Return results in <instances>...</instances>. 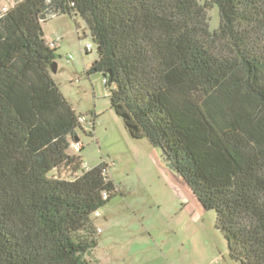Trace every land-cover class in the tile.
I'll list each match as a JSON object with an SVG mask.
<instances>
[{
	"label": "trees",
	"instance_id": "16d2710c",
	"mask_svg": "<svg viewBox=\"0 0 264 264\" xmlns=\"http://www.w3.org/2000/svg\"><path fill=\"white\" fill-rule=\"evenodd\" d=\"M60 13L84 20L98 54L88 73L107 78L129 134L160 148L215 211L232 260L264 264V0H18L1 11L0 264H90L95 213L117 194L104 162L81 171L70 152L84 115L52 76L58 46L42 28Z\"/></svg>",
	"mask_w": 264,
	"mask_h": 264
},
{
	"label": "rangeland",
	"instance_id": "374dc122",
	"mask_svg": "<svg viewBox=\"0 0 264 264\" xmlns=\"http://www.w3.org/2000/svg\"><path fill=\"white\" fill-rule=\"evenodd\" d=\"M16 1L0 0V12ZM42 28L45 39L58 46L52 76L85 118L77 129L81 151L72 142L70 152L82 155L81 171L104 162L117 186L95 220L102 231L87 256L90 264H240L230 258L215 211L201 205L160 148L129 134L111 107L103 74L88 73L98 54L84 20L60 13ZM89 42L93 49L87 52ZM61 174L80 172L68 168Z\"/></svg>",
	"mask_w": 264,
	"mask_h": 264
},
{
	"label": "built area",
	"instance_id": "2783aa9c",
	"mask_svg": "<svg viewBox=\"0 0 264 264\" xmlns=\"http://www.w3.org/2000/svg\"><path fill=\"white\" fill-rule=\"evenodd\" d=\"M53 45V44H52ZM93 49V45H92V43H87L86 44V46H85V50L86 51H91ZM105 81H107V78L105 79ZM84 116L81 118V121L83 122L84 121ZM82 142L80 141V139L79 140H77L76 142H75V147L78 149V150H80L81 149V147H82ZM105 196H107L106 194H105ZM95 216L96 217H100V212L99 211H97L96 213H95ZM98 231H101V228H99L98 227Z\"/></svg>",
	"mask_w": 264,
	"mask_h": 264
},
{
	"label": "water",
	"instance_id": "95a60500",
	"mask_svg": "<svg viewBox=\"0 0 264 264\" xmlns=\"http://www.w3.org/2000/svg\"><path fill=\"white\" fill-rule=\"evenodd\" d=\"M57 67H58V63L55 62L54 65H53V72H56L57 71ZM105 76L109 78V85H110L111 82H112L111 76L109 74H106ZM78 139H79V137L76 138V140H78Z\"/></svg>",
	"mask_w": 264,
	"mask_h": 264
},
{
	"label": "crops",
	"instance_id": "0c3cea01",
	"mask_svg": "<svg viewBox=\"0 0 264 264\" xmlns=\"http://www.w3.org/2000/svg\"><path fill=\"white\" fill-rule=\"evenodd\" d=\"M104 219H107L105 216L103 217ZM99 227V226H98ZM100 228V227H99ZM102 231V230H101ZM100 231V232H101ZM165 255V252H162V256ZM165 257V256H164Z\"/></svg>",
	"mask_w": 264,
	"mask_h": 264
}]
</instances>
